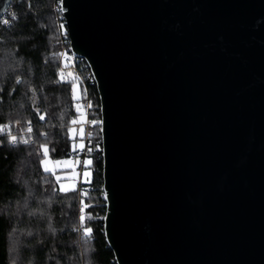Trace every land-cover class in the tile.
<instances>
[{"label":"water","instance_id":"obj_1","mask_svg":"<svg viewBox=\"0 0 264 264\" xmlns=\"http://www.w3.org/2000/svg\"><path fill=\"white\" fill-rule=\"evenodd\" d=\"M60 8L99 98L115 263L264 264V0Z\"/></svg>","mask_w":264,"mask_h":264},{"label":"trees","instance_id":"obj_2","mask_svg":"<svg viewBox=\"0 0 264 264\" xmlns=\"http://www.w3.org/2000/svg\"><path fill=\"white\" fill-rule=\"evenodd\" d=\"M57 2L11 0L8 24L0 23V125L20 123L29 141L10 144L7 132L0 133V264H116L103 232L99 98L90 78L80 82L63 73L61 79L59 51L67 39L62 16L53 10ZM73 83L79 86L81 109L88 105L86 120L98 123L83 126L81 137L83 157L92 161L90 183L62 193L41 168L40 146L46 145L54 160L76 156L79 149L73 152L72 143L78 137L68 133L78 130L71 123L78 117ZM82 189H87L84 197L78 194ZM81 198L91 205L85 209V227L92 229L87 242L77 231Z\"/></svg>","mask_w":264,"mask_h":264},{"label":"snow or ice","instance_id":"obj_3","mask_svg":"<svg viewBox=\"0 0 264 264\" xmlns=\"http://www.w3.org/2000/svg\"><path fill=\"white\" fill-rule=\"evenodd\" d=\"M61 11H63V9L61 8ZM5 24L8 23L7 20L4 21ZM61 29H63V25L61 24L60 25ZM60 55H63V54H60ZM61 79L63 80L64 79V74L61 72ZM70 75V74H69ZM72 99L73 100H77L79 99V96L77 95V86L75 83H73L72 85ZM91 105H89L90 107ZM77 108V112H80L81 113V118L80 119H74L71 121V123L73 125L79 123L81 125H83L84 123V120H83V113L81 111V107L80 105H77L76 106ZM41 120L44 119L43 116L40 117ZM89 123L91 124H96L98 123V121H89ZM3 129H0V131H2ZM31 127L28 128V131L31 132ZM68 133H69V138H74L76 135H77V130L75 128H69L68 129ZM79 135L80 136H84V129L83 127L81 126V128L79 129ZM89 137H91L92 133H88L87 134ZM17 140V137L15 136H12L11 139H10V142L11 143H15ZM22 143H25L27 144L29 141L28 140H22L21 141ZM41 149L43 150L44 152V159L41 160V165L43 166L44 168V171L45 172H51L52 175H54L56 177V182L58 184H60V187L58 189L59 192H62V193H68V192H76L77 189H76V177H77V173L75 172V167L77 164H80V163H83L84 165V172H83V176H84V183H90V177H91V172L88 170L89 169V166L91 165L92 161L90 159H85L84 161H80L79 159H76L75 161H72V160H57V161H49L48 160V148L46 145H41L40 146ZM73 152H76L77 149L79 150H84V144L83 143H73ZM92 149L89 148L88 149V152H91ZM52 165L51 167L49 165ZM72 168L73 171L71 173V175L68 177L70 180H71V183H68V184H63V183H60L62 177L61 176H56V169L57 168ZM79 196L80 197H84L87 195V189H82L79 191ZM79 204H80V207H79V228L77 229V231H82V239L87 242L89 240H91V233H92V229L90 227H85V220H86V216H85V209L88 208V207H91V205L89 204H85L84 202V199L81 198L80 201H79ZM87 219L88 220H91L93 219V217L91 215L87 216Z\"/></svg>","mask_w":264,"mask_h":264},{"label":"built area","instance_id":"obj_4","mask_svg":"<svg viewBox=\"0 0 264 264\" xmlns=\"http://www.w3.org/2000/svg\"><path fill=\"white\" fill-rule=\"evenodd\" d=\"M60 2H61V0H58L57 4L54 5L53 10L58 12L62 16V14H61L62 12H61V8H60ZM8 8L0 19V23H2L3 25L8 24V23L7 24L4 23L5 20L8 21V16L10 14V12L8 11ZM65 38H66V34H65ZM66 43H68V40H66V41L64 40L62 42L63 45L59 51L58 72H60V73L62 72V73L67 74L68 79H70V80L83 82L85 80V78H90L93 81L91 72H90L87 64L82 59L76 58L70 52L69 44L66 46L65 45ZM60 54H63V55H60ZM86 110H88V105H86L84 108V111H86ZM89 126H90V123L88 120H86V122L84 124V128L87 130V127H89ZM0 129H3L2 131H0V133L5 132V131L7 132V137H8V141L10 144H16L18 142L22 143L21 141L25 140V138L22 137L24 132H22L21 125L18 122L5 123L3 125H0ZM12 136L17 137V140L15 143L10 142V139ZM85 141H87V134H85ZM95 151H96V148H92V153H94ZM84 154H85L84 150H82V151L78 150L75 157H83ZM75 157H72V159Z\"/></svg>","mask_w":264,"mask_h":264},{"label":"rangeland","instance_id":"obj_5","mask_svg":"<svg viewBox=\"0 0 264 264\" xmlns=\"http://www.w3.org/2000/svg\"><path fill=\"white\" fill-rule=\"evenodd\" d=\"M64 26V25H63ZM76 84V83H75ZM73 85V84H72ZM76 86H77V95L79 96V99H77V100H75L76 101V106L77 105H80L81 104V101H80V95H79V86H78V84H76ZM80 107H81V105H80ZM77 109V108H76ZM81 111H82V113H83V120H84V123H83V125H81V124H79V123H77V124H75V125H77L78 126V130H77V137H78V139L76 140V142L75 143H83V141L81 140V137L82 136H80L79 135V129L81 128V126L83 127L84 126V124H85V122H86V116H85V111L83 110V109H81ZM81 118V113L80 112H78V117H77V119H80ZM76 129V128H75ZM74 143V142H73ZM73 143H72V146H73ZM84 144V143H83ZM42 152H43V150H42ZM45 157H44V152H43V158H42V160L44 159ZM76 159H79L81 162L82 161H84L85 159H90L89 157H75V158H73V160L72 161H75ZM48 160L49 161H57V160H54V159H51L50 157H49V155H48ZM60 160H70V158H67V159H60ZM41 164V163H40ZM80 165V166H79ZM50 167L52 166L51 164L49 165ZM41 168H42V170H44V168H43V166L41 165ZM84 165H83V163H80V164H77L76 165V167H75V172L77 173V177H76V181H75V183H76V189L78 188V186L80 185V184H85L83 181H84V176H83V172H84ZM90 172H91V169L89 168L88 169ZM72 171H73V169L72 168H63V167H61V168H57L56 169V176H61L62 177V179H61V181H60V183H63V184H68V183H71V180L68 178L70 175H71V173H72ZM49 173H51V172H49ZM52 174V173H51ZM54 176V175H53ZM54 178L56 179V177L54 176ZM58 187H60V184H58Z\"/></svg>","mask_w":264,"mask_h":264}]
</instances>
